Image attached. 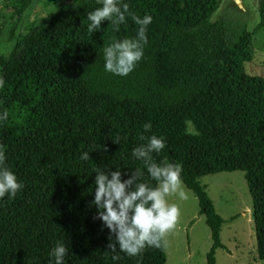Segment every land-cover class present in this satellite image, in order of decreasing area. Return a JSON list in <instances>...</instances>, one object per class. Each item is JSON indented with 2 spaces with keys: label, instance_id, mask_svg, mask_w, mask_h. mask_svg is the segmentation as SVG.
<instances>
[{
  "label": "trees",
  "instance_id": "16d2710c",
  "mask_svg": "<svg viewBox=\"0 0 264 264\" xmlns=\"http://www.w3.org/2000/svg\"><path fill=\"white\" fill-rule=\"evenodd\" d=\"M0 1L11 27V47L0 55V114L8 112L0 145L24 185L14 199L0 198V264H49L57 242L69 249L64 264H164L162 243L113 260L109 230L91 205L97 167L120 170L122 181L140 168L138 182L158 183L132 156L146 143L140 136L153 134L165 141L154 160L182 165L183 186L204 217L211 243L205 264L227 249L219 240L223 219L200 178L233 171L244 174L255 254L264 260V81L244 71L252 34L241 19L228 22L223 11L211 20L220 0H122L152 22L143 58L119 76L104 70L102 49L113 38L136 36L130 16L119 31L102 21L89 33L86 14L102 6L97 0H40L54 6L48 17L18 36L15 25L32 0ZM60 1L67 3L55 6ZM257 12L264 32V0Z\"/></svg>",
  "mask_w": 264,
  "mask_h": 264
},
{
  "label": "clouds",
  "instance_id": "9594fccd",
  "mask_svg": "<svg viewBox=\"0 0 264 264\" xmlns=\"http://www.w3.org/2000/svg\"><path fill=\"white\" fill-rule=\"evenodd\" d=\"M102 5L93 11L87 12L89 33L100 29L102 21H110L113 30L119 31V25L126 23L130 16L138 26L134 38H115L103 47L104 70L114 75L127 76L136 64L143 58L144 48L148 43L146 31L152 22L151 15L142 18L130 11L129 4L122 0H97ZM5 81L0 77V88ZM8 112L0 114V121H6ZM145 132H150L151 123L143 125ZM146 141L132 150V156L143 162L150 177L157 181L155 186L138 182L143 172L135 169L128 179L122 181V173L115 170L106 173L99 167L94 169L95 192L91 205H95L97 212L94 219H99L109 230L110 243L108 250L113 253L112 259H120L119 252L129 257H140L146 247H161L165 236L172 231L180 216V209L175 203H169L168 197L178 194L181 199H187L181 179L182 165L162 160L157 163L152 153H160L165 147L162 137L156 135H141ZM113 141L114 143H118ZM82 160H89V153L83 152ZM6 156L3 146L0 145V198L7 194L14 199L23 188L16 175L5 165ZM110 177V178H109ZM90 205V206H91ZM114 234L115 239H111ZM119 249V251H117ZM68 247L57 242L49 255L52 259L49 264H64V257L68 254Z\"/></svg>",
  "mask_w": 264,
  "mask_h": 264
},
{
  "label": "rangeland",
  "instance_id": "374dc122",
  "mask_svg": "<svg viewBox=\"0 0 264 264\" xmlns=\"http://www.w3.org/2000/svg\"><path fill=\"white\" fill-rule=\"evenodd\" d=\"M237 1L234 5L241 15L232 10L230 2L233 0H220L218 9L211 16V20L225 11L224 15L228 22L233 23V19L243 21L245 30L252 34V57L250 62L243 65L244 71L264 81V32L258 26L257 0ZM65 3L67 1H60L55 6ZM52 7L54 6H44L40 0H32L21 20L15 25L18 36L25 34L30 24L36 20L48 17ZM8 14V11L0 10V55H6L11 47L7 39L11 27L6 25L4 20ZM200 182L205 186L215 213L223 219L219 240L227 250H215V264H264V260L257 259L255 254L251 201L243 172L205 175L200 178ZM184 190L187 199H181L178 194L167 198L169 203L178 205L180 216L175 228L162 241L164 264H205V255L211 244L209 230L204 217L198 214L195 197L185 187ZM233 216L235 218L229 220Z\"/></svg>",
  "mask_w": 264,
  "mask_h": 264
},
{
  "label": "water",
  "instance_id": "95a60500",
  "mask_svg": "<svg viewBox=\"0 0 264 264\" xmlns=\"http://www.w3.org/2000/svg\"><path fill=\"white\" fill-rule=\"evenodd\" d=\"M237 2H238L237 0H233V3H234V4H237Z\"/></svg>",
  "mask_w": 264,
  "mask_h": 264
}]
</instances>
